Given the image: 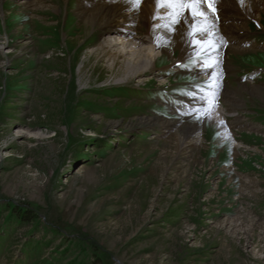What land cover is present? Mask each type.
I'll return each instance as SVG.
<instances>
[{
    "label": "rangeland",
    "instance_id": "rangeland-1",
    "mask_svg": "<svg viewBox=\"0 0 264 264\" xmlns=\"http://www.w3.org/2000/svg\"><path fill=\"white\" fill-rule=\"evenodd\" d=\"M102 2L0 0V264H264V6L135 78Z\"/></svg>",
    "mask_w": 264,
    "mask_h": 264
},
{
    "label": "bare ground",
    "instance_id": "bare-ground-1",
    "mask_svg": "<svg viewBox=\"0 0 264 264\" xmlns=\"http://www.w3.org/2000/svg\"><path fill=\"white\" fill-rule=\"evenodd\" d=\"M212 3V8L208 7L207 2L202 3L200 7L202 16H193L190 9H178L179 22L175 24L169 19L170 9L167 7L157 9V0H139V3H136V0H103L101 4L95 5L93 10H86L79 14L88 25L94 27L108 25V31L111 33V35L108 33V36L125 38L129 44L127 48L140 50V45L143 43L151 45L149 52L138 51L132 63L123 59L125 66L123 73L138 78L153 67L157 56L168 53L164 47L167 45L179 49L181 60L195 55L196 52L220 55L221 49L235 51L236 48L246 45L245 42L233 39L232 36L236 29L234 23L239 20L236 11H244L251 17L255 12L257 13L259 7L264 6V2L262 0H212ZM138 22L147 29L145 37L136 36L134 33V25ZM112 41L105 46L98 44V50L106 51L111 46L114 47L116 44L114 40ZM117 56L121 58V54L109 55L113 62ZM206 105H209L206 119L215 126H221L224 118L220 115L221 112H215L212 97ZM188 131L180 139V146L183 148L199 141L195 139H199L196 134L193 137L194 140L193 138L189 140Z\"/></svg>",
    "mask_w": 264,
    "mask_h": 264
},
{
    "label": "snow or ice",
    "instance_id": "snow-or-ice-1",
    "mask_svg": "<svg viewBox=\"0 0 264 264\" xmlns=\"http://www.w3.org/2000/svg\"><path fill=\"white\" fill-rule=\"evenodd\" d=\"M204 2L208 3L209 8L213 7L212 0H157V9H159L160 7H167L168 9H170L169 19L173 24H175L179 22V20L177 19V17L179 16L178 9H190L193 16H202L203 12L200 11V7ZM136 3H139V0H136ZM171 10L176 11L173 12Z\"/></svg>",
    "mask_w": 264,
    "mask_h": 264
},
{
    "label": "trees",
    "instance_id": "trees-1",
    "mask_svg": "<svg viewBox=\"0 0 264 264\" xmlns=\"http://www.w3.org/2000/svg\"><path fill=\"white\" fill-rule=\"evenodd\" d=\"M16 219H19L24 224L32 222L31 216L26 211L17 212Z\"/></svg>",
    "mask_w": 264,
    "mask_h": 264
}]
</instances>
